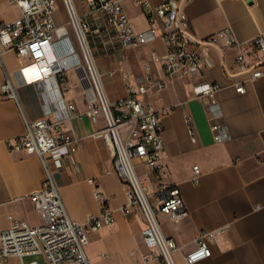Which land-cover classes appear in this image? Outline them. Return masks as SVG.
Listing matches in <instances>:
<instances>
[{"label":"crops","instance_id":"0c3cea01","mask_svg":"<svg viewBox=\"0 0 264 264\" xmlns=\"http://www.w3.org/2000/svg\"><path fill=\"white\" fill-rule=\"evenodd\" d=\"M78 12L89 16L82 0H74ZM154 3L159 0H152ZM125 8L134 28L144 31L149 21L143 8L131 0ZM188 22L182 25L190 40L201 39L232 27L239 41L244 43L250 58L264 60V53L256 52L251 41L264 33V0H191L186 3ZM56 24L59 35L72 36L69 17L63 0H57ZM21 14L17 5L0 0V23L11 22ZM100 39L94 50L98 71L102 76L110 101L127 94L126 80L118 71L121 66L132 75L152 65L155 76H163L159 64H154L151 53L164 54L167 45L161 38L124 50L111 49L104 55ZM199 73L167 78L161 91H149L146 98L162 114L165 180L179 186L190 211L187 218L174 223L162 218V228L180 249L175 252L176 264H186L184 255L196 247L200 231H213L212 256L196 264H264V78L249 80L250 72L240 71L236 64L238 49L212 44ZM21 66L13 50H6L0 58V232L9 227L10 216L24 219L33 225L43 222L39 211L27 195L39 189L45 172L41 159L25 151H10L9 141L23 134L25 123L22 111L29 119L44 115V110L33 84L16 87L19 102L4 95L2 85L7 75L14 76ZM110 71H116L110 74ZM217 83L218 106L208 96L198 97L195 85ZM237 82H244L246 91L238 92ZM67 98L83 113L95 100V92L86 66L68 71ZM167 111V113H164ZM190 116L197 140L193 142L186 117ZM228 125L231 139L217 142L211 130L213 120ZM71 126L79 139L77 154L79 169L73 166L58 171L57 180L72 219L86 223L91 215L99 216L102 201L95 198L94 185L99 182L106 203L115 214V224L90 235L87 247L104 243L111 234L122 244H128L130 256L122 264H138L147 252L140 219L126 217L122 208L127 198L122 181L114 169V158L104 138L94 136L106 127L104 117L93 122L88 116L76 117ZM194 165H199L200 182L192 181ZM141 174L148 171L140 166ZM20 197H25L19 199ZM8 264H22L12 256ZM163 264V263H152Z\"/></svg>","mask_w":264,"mask_h":264},{"label":"built area","instance_id":"2783aa9c","mask_svg":"<svg viewBox=\"0 0 264 264\" xmlns=\"http://www.w3.org/2000/svg\"><path fill=\"white\" fill-rule=\"evenodd\" d=\"M63 1L74 37L58 33L57 0H9L20 8L21 14L11 22L0 23V58L4 51L13 50L21 63L14 76L7 75L2 85L4 95L16 99L21 108L16 87L33 84L44 110L42 117L33 120L22 111L25 130L9 141L7 147L10 151L37 155L45 172L42 186L27 195L43 222L33 225L10 216L9 227L0 232V264H8L12 256L19 257L22 264H92L87 252L90 235L115 224L114 211L104 203L105 194L98 181L89 179L94 185L95 198L102 201V212L80 223L70 216L57 180L56 173L64 168L79 169V139L71 122L84 115L93 122L104 117L106 127L93 135L104 138L113 154L114 169L127 198L122 213L143 223L142 236L147 252L138 264H176L175 252L180 247L164 233L161 220L167 216L179 223L190 211L179 186L165 180L162 114L146 95L149 91L163 90L167 78L174 74L199 73L212 44L238 49L235 64L240 71L250 72L249 80L264 78V60L250 58L232 27L198 42L190 40L182 25L188 22L185 5L191 0H159L157 3L131 0L143 8L148 18L149 28L144 31L134 28L125 8L127 0H82L91 17L80 14L74 0ZM156 38L167 45L164 54L151 53L152 62L160 65L163 76H155L150 64H145L137 75L120 66L118 71L126 80L127 94L110 101L96 64L94 46L97 39L101 40L103 54L107 55L111 49L124 50ZM251 46L256 52L264 53V33L254 37ZM80 66H86L96 95L83 113L67 98L68 71ZM115 72L110 71V74ZM235 86L238 92L246 91L244 82H237ZM220 89L219 84L207 81L195 85L197 96H208L214 107L218 106ZM186 121L191 139L196 142L191 117H186ZM211 130L217 142L231 139L223 120H213ZM140 166L148 174H141ZM193 169L192 181L198 184L200 167L194 165ZM213 241V231H200L196 247L184 255L185 263L196 264L211 257ZM26 257L34 258L25 261ZM37 257H42V262Z\"/></svg>","mask_w":264,"mask_h":264},{"label":"rangeland","instance_id":"374dc122","mask_svg":"<svg viewBox=\"0 0 264 264\" xmlns=\"http://www.w3.org/2000/svg\"><path fill=\"white\" fill-rule=\"evenodd\" d=\"M56 17V13H55ZM72 37H74L72 30ZM72 86L68 90L71 89ZM112 232H108L104 243H97L93 245L89 257L92 264H122L128 256H130L128 244L120 243L116 237H114ZM34 257H26L25 261H30ZM42 262V257H37Z\"/></svg>","mask_w":264,"mask_h":264}]
</instances>
